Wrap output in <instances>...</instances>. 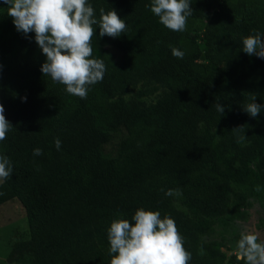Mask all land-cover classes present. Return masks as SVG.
I'll list each match as a JSON object with an SVG mask.
<instances>
[{
	"label": "trees",
	"instance_id": "1",
	"mask_svg": "<svg viewBox=\"0 0 264 264\" xmlns=\"http://www.w3.org/2000/svg\"><path fill=\"white\" fill-rule=\"evenodd\" d=\"M88 2L97 19L115 9L127 31L100 37L97 28L93 58L107 71L81 99L42 75L34 33L18 32L0 0V103L14 125L0 141L13 166L0 202L16 198L27 221L10 264H110L107 229L138 208L174 218L191 264H222L226 234L240 238L235 223L250 208L264 223V109L243 110L253 96L264 105V59L242 51L244 37L264 34V0H193L184 32L162 25L151 0ZM156 84L164 92L146 102Z\"/></svg>",
	"mask_w": 264,
	"mask_h": 264
},
{
	"label": "clouds",
	"instance_id": "2",
	"mask_svg": "<svg viewBox=\"0 0 264 264\" xmlns=\"http://www.w3.org/2000/svg\"><path fill=\"white\" fill-rule=\"evenodd\" d=\"M7 16L16 30L24 36L34 33L35 43L45 56L41 65L43 76L65 86L68 94L87 99L91 86L100 83L107 71L103 59L93 58L92 38L108 36L118 38L127 31L126 22L115 9H100V17L88 0H3ZM193 0H151L150 11L167 29L184 32L187 20L193 14ZM149 7V5H146ZM242 51L249 56L264 59V34L248 35L242 40ZM172 55L183 59L185 53L177 48ZM26 101V97L22 98ZM220 117L225 106L215 104ZM264 105L256 97L243 106V110L256 118ZM14 125L6 118L0 103V141ZM242 133L238 143L246 139L243 125L233 129ZM56 138L55 147L61 149ZM34 156L43 155L40 148L33 149ZM13 166L8 156L0 154V185L12 175ZM259 191V186L256 188ZM165 196L182 195L180 189H161ZM3 193H0L2 195ZM114 219L107 229L110 264H191L192 253L185 248V239L171 216H161L160 211L138 208L131 218ZM200 253L203 254V248ZM235 256L243 264H264V232L240 231L235 245Z\"/></svg>",
	"mask_w": 264,
	"mask_h": 264
},
{
	"label": "rangeland",
	"instance_id": "3",
	"mask_svg": "<svg viewBox=\"0 0 264 264\" xmlns=\"http://www.w3.org/2000/svg\"><path fill=\"white\" fill-rule=\"evenodd\" d=\"M155 83V82H153ZM140 87V83L137 84L136 89ZM156 91L153 95L146 98V102L155 101L159 95L164 92V87L160 84H156ZM133 91L128 92L125 97L131 98L133 96ZM0 191L3 193V185H0ZM251 216L255 215L256 207L249 209ZM257 214V213H256ZM251 216L248 221H240L235 223L234 235L240 231H246L249 229V225L252 223ZM26 217L20 202L16 198H4L0 202V264H10L8 259V253L11 247V243L17 235L24 234L27 230ZM231 236V237H230ZM233 234H226L227 242L224 247H220L223 253L222 264H230L233 256H235V245L238 241L236 238L233 239ZM106 246H110L109 242L105 243ZM103 246V245H102ZM101 247V245H98Z\"/></svg>",
	"mask_w": 264,
	"mask_h": 264
},
{
	"label": "flooded vegetation",
	"instance_id": "4",
	"mask_svg": "<svg viewBox=\"0 0 264 264\" xmlns=\"http://www.w3.org/2000/svg\"><path fill=\"white\" fill-rule=\"evenodd\" d=\"M259 216L260 214H256V213L254 216H251L252 223L249 225V229L247 230H256V231L264 232V223L263 224L259 223V219H258ZM261 217H264V212H262ZM234 264H243V262L241 263L235 262Z\"/></svg>",
	"mask_w": 264,
	"mask_h": 264
}]
</instances>
